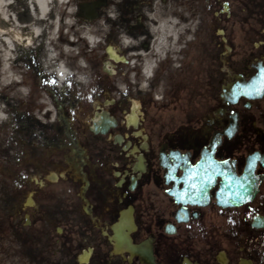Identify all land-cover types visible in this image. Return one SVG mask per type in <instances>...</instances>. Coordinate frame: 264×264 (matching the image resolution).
Segmentation results:
<instances>
[{
    "label": "flooded vegetation",
    "instance_id": "af4514ba",
    "mask_svg": "<svg viewBox=\"0 0 264 264\" xmlns=\"http://www.w3.org/2000/svg\"><path fill=\"white\" fill-rule=\"evenodd\" d=\"M50 17L58 63L94 74L46 84L42 48L17 58L31 89L0 127V238L30 264H264V0H56ZM210 164L248 178L246 203L220 176L183 195Z\"/></svg>",
    "mask_w": 264,
    "mask_h": 264
},
{
    "label": "bare ground",
    "instance_id": "6f19581e",
    "mask_svg": "<svg viewBox=\"0 0 264 264\" xmlns=\"http://www.w3.org/2000/svg\"><path fill=\"white\" fill-rule=\"evenodd\" d=\"M67 1V0H60ZM56 0H0V81L17 85V58L23 50L42 48V66L61 85L71 74L64 64H59L47 39ZM77 80L84 83L85 78ZM0 110L2 103L0 100ZM5 116L0 113V120Z\"/></svg>",
    "mask_w": 264,
    "mask_h": 264
},
{
    "label": "rangeland",
    "instance_id": "374dc122",
    "mask_svg": "<svg viewBox=\"0 0 264 264\" xmlns=\"http://www.w3.org/2000/svg\"><path fill=\"white\" fill-rule=\"evenodd\" d=\"M69 69H71L74 72H78V75L84 76L85 80L87 81L91 75H93V70L88 73L87 72V66L83 63H78L76 65L72 66L69 64L64 63ZM100 72V71H99ZM26 70L25 67H22L21 71H16L17 78L19 77L18 74H21V78L25 75ZM2 74L0 73V76ZM31 87H19L17 85H11L3 83L0 81V100L2 103V110H0V113H3L5 118L4 120L7 121L9 118L10 110L13 107H18L21 99H26L27 95L30 92ZM38 94L42 96L44 100H47L44 92L42 90L37 91ZM23 95L20 96L19 95ZM23 97V98H21ZM40 106V105H39ZM20 112L22 110L28 111V107L24 106L22 108L18 109ZM0 120V127L4 126V122ZM10 132V131H9ZM17 244L12 240H3L0 238V264H30L28 257L25 256V253L22 252L23 250H19L17 248Z\"/></svg>",
    "mask_w": 264,
    "mask_h": 264
},
{
    "label": "snow or ice",
    "instance_id": "6c2138e0",
    "mask_svg": "<svg viewBox=\"0 0 264 264\" xmlns=\"http://www.w3.org/2000/svg\"><path fill=\"white\" fill-rule=\"evenodd\" d=\"M261 76L264 77V70L261 72ZM46 84H55L56 81L53 80H45L44 81ZM68 86L71 87V81L69 80ZM252 87L251 85L247 84H241V83H235L231 86V91L233 95L236 94L237 90H244L247 88ZM124 95H127L125 92ZM232 115H235L232 113ZM216 145L214 143L209 144V151L211 148L215 147ZM223 165H229L230 161L228 159L222 160ZM220 176L223 177L224 183L227 187L234 189L233 191V197L242 202L246 203L247 202V197L243 193L247 192V189L245 188V184L242 182V180L246 181L248 178L247 177H238L234 175L231 172H227L221 169L220 165H215L213 166L212 164L209 165L207 169H204L203 175L198 176V174L195 171H191L187 177L182 178L184 180V183L186 185L185 190H184V196H195L196 193L201 192L203 190L204 185L208 184H215L216 183V177ZM199 179V184L197 182H194L196 179ZM189 189H191V192H189ZM221 193L224 191V188L220 189ZM181 203H188V200L184 199L183 196H181ZM221 204H226L227 201H220ZM232 223H235V221H231Z\"/></svg>",
    "mask_w": 264,
    "mask_h": 264
}]
</instances>
